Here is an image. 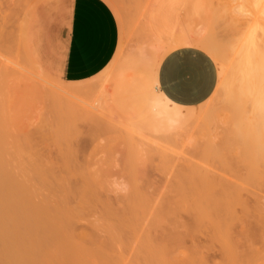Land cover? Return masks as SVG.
Wrapping results in <instances>:
<instances>
[{"label": "rangeland", "instance_id": "rangeland-1", "mask_svg": "<svg viewBox=\"0 0 264 264\" xmlns=\"http://www.w3.org/2000/svg\"><path fill=\"white\" fill-rule=\"evenodd\" d=\"M46 1L0 0V118L4 119L0 123L8 128L3 127L4 131L9 132L7 140L23 147L24 162H30L35 155L55 162L70 149L72 156L65 168L78 171V177L91 178L97 192L105 200L109 199L113 208H116L118 221L128 215L123 206L128 201L133 202L139 192L146 194L150 200L149 213L152 215L158 205L165 203L162 199L164 192L188 161L206 168L219 178H225L233 188L235 184L247 188L248 191H244L243 195L250 202L254 195L264 198V187L259 188V181L252 182L248 176L251 162L239 158L240 149L226 152L227 163L221 164L210 157L211 152L207 147L209 141L219 144L220 139L228 137V121H225L232 118L233 113L223 114L224 110L221 109L224 72L218 57L207 48L206 42L209 40L206 39L215 37L221 45L224 42L231 44L225 67V72L230 73L232 64H235L240 54V34L246 26L244 21L236 23L238 31H233L230 29L231 17L226 19L228 21L223 20V23L217 20L219 18L216 19L215 11L220 10L225 0H129L128 16L124 18L120 6L111 2L122 29L121 45L115 60L88 83L73 85L67 84L61 75L70 1L54 0L48 16L44 11V16L40 15L36 24ZM151 2L154 6L158 5L157 17L165 24L162 36L171 32L175 24L173 15L184 11L179 34L168 48L161 40L163 38L151 30ZM48 18L51 22H47ZM35 26L37 35L45 38L44 48L38 56L35 52L38 47L34 36ZM179 46H195L207 52L217 65L219 82L214 96L207 103L198 108H183L195 116L196 111H200L198 121L191 119L182 125L186 129L180 125L176 127L179 129L177 133H174V128L171 132L167 131L165 136L163 131L162 134L152 127L147 129L149 120L145 119V114L150 110L149 101L158 90L156 75L159 64L169 50ZM86 83L90 85L86 87ZM77 85L85 88L80 91ZM74 88L81 93H73ZM62 91L70 92L68 94L71 96H66ZM157 94L161 95L159 90ZM209 107L214 110L205 117L202 114ZM58 134L66 138L67 145L58 144ZM7 140L4 141L9 143ZM167 161L172 163L171 167H164ZM178 215L184 222L187 221L186 212L182 211ZM98 216H90L88 221L78 222L74 228L93 234L95 229L91 224ZM246 219L243 213H238L234 218L231 237L239 235ZM197 223L192 225L190 237H186L183 247L180 246L176 254L182 253L183 260L192 258L198 247L203 250L202 257L209 264H220L221 248L228 240L216 238L210 241L203 233L208 231L210 223L207 220ZM95 235L102 241L106 238L104 232ZM155 235L160 236L158 233ZM121 247L109 253L106 261L99 260L95 254H78V261H69V257L57 249L47 254L43 252L42 256L40 252H35L32 257L35 259V254H39L41 257L36 254V258H41L38 262L49 256L61 257L53 264H143L140 258L143 255L134 248V244ZM1 259L0 254V264H3Z\"/></svg>", "mask_w": 264, "mask_h": 264}, {"label": "bare ground", "instance_id": "bare-ground-1", "mask_svg": "<svg viewBox=\"0 0 264 264\" xmlns=\"http://www.w3.org/2000/svg\"><path fill=\"white\" fill-rule=\"evenodd\" d=\"M215 17L222 23L231 17L230 29L233 31H238L236 23L244 21L246 26L240 34V54L230 73L225 72V67L231 44L224 42L221 45L215 37L206 39L209 40L207 48L218 57L224 72V98L220 108L225 111L223 114L233 113L232 118L225 121H228V137L220 139L219 144L209 141L208 151L212 159L223 164L227 163L226 152L240 149V160L251 162L248 176L252 182L259 181L261 188L264 187V0H225L220 10L215 11ZM85 86L76 87L81 91ZM72 91L78 92L76 88ZM62 92L71 96L70 92ZM156 93L155 96L151 94L150 110L145 114V119L149 120L147 129L152 127L165 135L167 131L199 117L200 111H196L195 116ZM213 110L209 107L202 115L207 117ZM3 127L6 128L0 123V254L3 264H53L61 257L38 260L43 252L47 254L55 249L66 254L69 261H78V254H95L99 260L106 261L109 253L129 244H134V248L141 252L143 264H209L198 247L192 258L183 260L182 253L176 254L186 237H190L192 225L203 220L211 225L207 232H203L207 239L212 242L216 238L228 240L221 248L220 264H264L263 196L254 195L250 202L243 195L247 188L236 184L233 188L225 178L188 161L164 192L162 199L165 203L158 205L152 215L149 213L150 200L139 192L133 202L128 201L123 206L128 215L118 221L116 208L97 192L93 180L78 177V171L65 168L72 156L70 149L64 150L55 162L35 155L27 163L24 162L23 147L11 142L12 145L7 140L9 132ZM177 129L174 133L178 132ZM57 142L62 146L68 141L58 134ZM163 165L171 167L172 163L167 161ZM182 211L187 214L186 222L178 215ZM239 212L247 219L242 223L239 235L231 237L234 218ZM93 215H99L91 224L95 229L93 234L74 228L76 223L88 221ZM95 232L97 235L104 232L105 240L98 239ZM35 252L41 253V256L36 253L39 259L35 254L37 260L32 257Z\"/></svg>", "mask_w": 264, "mask_h": 264}, {"label": "crops", "instance_id": "crops-1", "mask_svg": "<svg viewBox=\"0 0 264 264\" xmlns=\"http://www.w3.org/2000/svg\"><path fill=\"white\" fill-rule=\"evenodd\" d=\"M69 21L61 64L62 79L67 84L84 83L98 77L115 60L122 40L120 20L111 2L120 6L122 18L128 16L129 0H69ZM54 0H47L38 15L47 16ZM151 30L159 34L168 48L179 34L184 11L173 15L171 32H164L165 24L157 17L158 5L150 3ZM158 11V12H157ZM175 16V17H174ZM46 22V19H45ZM47 22H51L48 18ZM37 56L43 50L45 38L37 35ZM39 38H38V37ZM157 88L172 104L182 108H198L215 94L219 73L214 59L195 46H179L169 50L157 70Z\"/></svg>", "mask_w": 264, "mask_h": 264}]
</instances>
